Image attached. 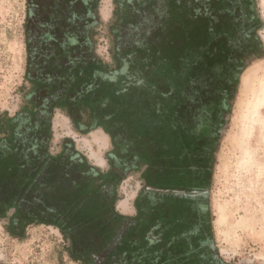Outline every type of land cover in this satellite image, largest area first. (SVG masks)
Segmentation results:
<instances>
[{
	"label": "trees",
	"instance_id": "trees-1",
	"mask_svg": "<svg viewBox=\"0 0 264 264\" xmlns=\"http://www.w3.org/2000/svg\"><path fill=\"white\" fill-rule=\"evenodd\" d=\"M26 1L31 87L16 115L0 116L8 233L22 239L31 225L54 227L80 264H208L189 230L191 199L150 191L132 219L116 198L132 171L167 161L170 146L181 150L204 105L225 110L247 60L263 51L255 0H115L111 65L95 52L101 0ZM154 17L160 23L148 26ZM127 27L135 31L128 40ZM56 110L78 132L110 137V169L92 165L70 139L51 152Z\"/></svg>",
	"mask_w": 264,
	"mask_h": 264
},
{
	"label": "rangeland",
	"instance_id": "rangeland-1",
	"mask_svg": "<svg viewBox=\"0 0 264 264\" xmlns=\"http://www.w3.org/2000/svg\"><path fill=\"white\" fill-rule=\"evenodd\" d=\"M255 4L263 25L257 33L263 51L247 60L230 98L209 186L212 236L223 264H264V21L256 0ZM115 11V0L100 1V24L94 36L96 55L109 65L113 63L110 30L117 19ZM26 22V0H0L2 117H13L23 108L31 87L25 81ZM157 22L154 17L147 25ZM133 35L132 28L121 31L127 40ZM52 134V153H58L63 141L70 139L92 165L109 169L113 145L103 130L82 134L63 111L56 110ZM98 134L107 136L106 144L97 141ZM139 188L136 174L120 184L118 211L134 214L133 200ZM11 214L0 220V264H80L69 257L67 243L54 227L31 225L22 239L13 238L7 231Z\"/></svg>",
	"mask_w": 264,
	"mask_h": 264
},
{
	"label": "flooded vegetation",
	"instance_id": "flooded-vegetation-1",
	"mask_svg": "<svg viewBox=\"0 0 264 264\" xmlns=\"http://www.w3.org/2000/svg\"><path fill=\"white\" fill-rule=\"evenodd\" d=\"M229 102L230 98L225 110L220 109L221 106L216 109L213 107L214 110H211V106L204 105L200 111L202 114L201 118L199 117L200 123L196 127L189 128L186 136L183 137L184 143L180 151L174 150L173 146H170L168 147L169 158L167 161L156 162L151 170L147 165L142 164L130 173V175L136 174L140 182L135 201L136 218L140 216L142 206L145 207L149 204L147 197H149L150 191L157 192L158 190L161 193L170 194L175 196L176 200L177 198L182 201L191 199L195 214L192 219L194 223L189 230L198 238L199 249L206 251L208 264H223L212 236L209 186L216 159V149L228 115ZM217 117L218 120H216ZM114 156L113 148L108 155L109 165L114 160ZM149 178L161 185L158 186V183H154V181L151 185L148 182ZM118 200L117 197L116 204ZM215 250L219 258H217Z\"/></svg>",
	"mask_w": 264,
	"mask_h": 264
},
{
	"label": "crops",
	"instance_id": "crops-1",
	"mask_svg": "<svg viewBox=\"0 0 264 264\" xmlns=\"http://www.w3.org/2000/svg\"><path fill=\"white\" fill-rule=\"evenodd\" d=\"M131 175H133V174H131ZM131 175H130V176H131ZM128 177H129V176H128ZM128 177H127V178H128ZM127 178H126V179H127ZM126 179H125V180H126ZM136 197H137V194H136V196H135V198H134V200H133L134 214H133V215H130V214H123V213H121V212L119 211L122 215L127 216V217L132 218V219H134V218L137 217V211H136V208H135ZM118 203H120L119 200H118ZM118 203H117V206H118Z\"/></svg>",
	"mask_w": 264,
	"mask_h": 264
},
{
	"label": "built area",
	"instance_id": "built-area-1",
	"mask_svg": "<svg viewBox=\"0 0 264 264\" xmlns=\"http://www.w3.org/2000/svg\"><path fill=\"white\" fill-rule=\"evenodd\" d=\"M259 4V11H260V15L262 17V20L264 21V0H256Z\"/></svg>",
	"mask_w": 264,
	"mask_h": 264
},
{
	"label": "bare ground",
	"instance_id": "bare-ground-1",
	"mask_svg": "<svg viewBox=\"0 0 264 264\" xmlns=\"http://www.w3.org/2000/svg\"><path fill=\"white\" fill-rule=\"evenodd\" d=\"M98 136H99V137H96V138H98V139H97L98 142H101V143H104V142H105V144L107 143L108 139H107V136H106V135H105V136H102V135H99V134H98ZM101 136H102V137H101Z\"/></svg>",
	"mask_w": 264,
	"mask_h": 264
},
{
	"label": "water",
	"instance_id": "water-1",
	"mask_svg": "<svg viewBox=\"0 0 264 264\" xmlns=\"http://www.w3.org/2000/svg\"><path fill=\"white\" fill-rule=\"evenodd\" d=\"M216 254H217V251L215 250ZM217 258H219L218 254H217Z\"/></svg>",
	"mask_w": 264,
	"mask_h": 264
}]
</instances>
